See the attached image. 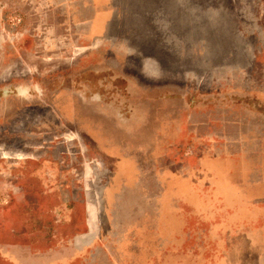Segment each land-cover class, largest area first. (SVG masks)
<instances>
[{
    "label": "rangeland",
    "instance_id": "rangeland-1",
    "mask_svg": "<svg viewBox=\"0 0 264 264\" xmlns=\"http://www.w3.org/2000/svg\"><path fill=\"white\" fill-rule=\"evenodd\" d=\"M0 264H264V0H0Z\"/></svg>",
    "mask_w": 264,
    "mask_h": 264
}]
</instances>
